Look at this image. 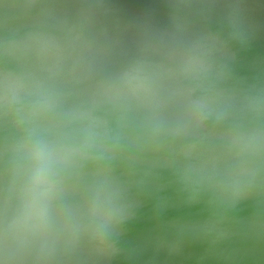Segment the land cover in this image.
Here are the masks:
<instances>
[{
    "label": "water",
    "instance_id": "water-1",
    "mask_svg": "<svg viewBox=\"0 0 264 264\" xmlns=\"http://www.w3.org/2000/svg\"><path fill=\"white\" fill-rule=\"evenodd\" d=\"M0 264H264V0H0Z\"/></svg>",
    "mask_w": 264,
    "mask_h": 264
}]
</instances>
